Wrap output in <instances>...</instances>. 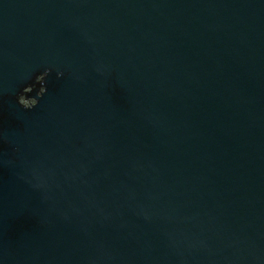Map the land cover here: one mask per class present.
I'll return each instance as SVG.
<instances>
[{"label": "water", "instance_id": "95a60500", "mask_svg": "<svg viewBox=\"0 0 264 264\" xmlns=\"http://www.w3.org/2000/svg\"><path fill=\"white\" fill-rule=\"evenodd\" d=\"M0 264H264V0H0Z\"/></svg>", "mask_w": 264, "mask_h": 264}]
</instances>
